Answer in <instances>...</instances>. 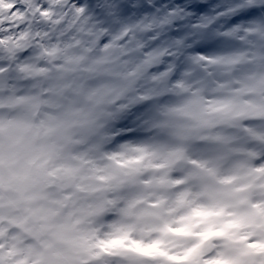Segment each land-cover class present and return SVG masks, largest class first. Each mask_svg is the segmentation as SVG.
I'll return each mask as SVG.
<instances>
[{
	"label": "snow or ice",
	"instance_id": "1",
	"mask_svg": "<svg viewBox=\"0 0 264 264\" xmlns=\"http://www.w3.org/2000/svg\"><path fill=\"white\" fill-rule=\"evenodd\" d=\"M206 2L65 0L64 20L48 30L36 19L47 0H32L33 12L25 0H0V15L6 7L35 25L27 43L0 58V80L15 72L20 85H31L0 87V97L10 93L8 108L21 113L6 117L0 105V183L7 167L10 183H29L24 199L33 205L20 232L0 239V264H111V257L117 264H264V196L240 191L243 181L230 177L243 169L222 165L238 136H250L258 152L249 155L264 162V99L242 118L234 94L243 85L264 96V18L240 22L245 11L264 10V0L201 11ZM254 37L253 52L200 47ZM248 56L259 72L241 77ZM173 97L179 100L169 103ZM158 130L169 139H130ZM25 140L28 156L16 169V145ZM88 157L112 161L100 172L101 195L65 216L67 189L46 191L49 169L75 182ZM92 217L115 219L75 235Z\"/></svg>",
	"mask_w": 264,
	"mask_h": 264
},
{
	"label": "flooded vegetation",
	"instance_id": "2",
	"mask_svg": "<svg viewBox=\"0 0 264 264\" xmlns=\"http://www.w3.org/2000/svg\"><path fill=\"white\" fill-rule=\"evenodd\" d=\"M23 142L24 141H21L16 145V169L22 168L28 156H25V154H28L30 145H23ZM86 162L87 161L81 162L82 172L75 179V182H73L68 173L63 172L62 170L58 172L52 168L49 169V171L53 173L51 180L52 183L49 184V186L52 185V188H46V191L56 192L59 191L61 187L67 189L64 194L68 197L69 207L62 210L65 216L73 213L75 207H78L80 204H91L95 202V200L101 195L97 190V186L105 184L102 180L103 176L100 174L101 171L90 170L87 167ZM3 177V183H0V239H8L10 235L20 232L21 227L26 220H31L33 218L31 211L33 205L26 200H22L20 197V192L22 190H29L30 192V185L22 184L21 180L23 178L18 177L13 179L10 183L7 167L3 169ZM73 191L79 193V197L76 200H73ZM103 220L104 218H89L75 226L74 234L78 235L81 232L93 233L101 231L103 229ZM55 239L59 246L67 247L62 237H55ZM168 242L171 243L170 241H167L166 246ZM110 259L111 264H117L119 258L111 257Z\"/></svg>",
	"mask_w": 264,
	"mask_h": 264
},
{
	"label": "rangeland",
	"instance_id": "3",
	"mask_svg": "<svg viewBox=\"0 0 264 264\" xmlns=\"http://www.w3.org/2000/svg\"><path fill=\"white\" fill-rule=\"evenodd\" d=\"M2 11H3V15H0V23L5 24L4 22H1V21L2 20L7 21V18L11 17V15L8 14L6 7H4ZM12 15H15V13ZM9 26H10L9 24L5 25V29L6 30L8 29V32L6 33V39L8 36L12 38V33L11 31H9ZM4 49L5 47L2 48L3 55H0L1 58H5ZM246 61L248 65L247 67L244 66L242 68V71L239 73L240 76L245 77V76L257 75L259 72V69H258V66L253 65V63H255L254 58L250 56L249 60H246ZM247 63H244L242 65H246ZM222 79H224V77H222ZM1 82L2 81H0V83ZM1 86L6 87L7 80L4 81L1 84ZM234 94L240 97L242 111L244 114L242 118H245L250 115H254L258 109V102L264 99V96L261 95V92L259 89L252 88V87H244L243 85H241L240 90L235 92ZM8 95H10V93L0 97V105H3L4 115L6 117H18L19 115H21L20 112H13L12 109L8 108V104H9V101L7 98ZM250 123H253V122L250 121ZM253 127H254V130H257V134H258L259 123L258 122L253 123ZM76 131H79V130L77 129ZM228 131L234 132L235 130L229 129ZM149 135L155 136V138L159 141H167L169 139L166 132L159 131V130L151 134H146V135H142L139 137H132L130 139L133 141L144 140V139H148ZM23 145H30V144L28 141H24ZM208 147L209 146L207 145L201 146L202 149L208 148ZM230 147L233 149V151L227 153L226 159L222 161L223 167L225 169H234V168L243 169V171H241L239 176H231L230 180L240 179L243 181L242 183L239 184L240 191L252 192V193H255L257 196H264V162L259 161V160H254L253 157L249 155V152H251L252 150H257L258 152V146L256 144L251 143L250 136L249 137H239L238 136ZM115 150H116L115 145L107 148V151L109 152H112ZM199 150L200 149H197V151ZM27 155L28 154L26 153L25 156ZM85 161H87L86 162L87 167L92 171H101L108 163H112V161L100 160L97 157H88ZM115 163L117 164V166H122V162L120 161H116ZM59 167L60 166L57 165V169H59ZM256 178H259V181L257 183H254V180ZM102 180L105 183L104 177ZM260 202H264V201H260ZM112 219H115V217L104 218L103 228L107 224L111 223ZM13 235L14 234L10 235L8 237V240H11ZM172 244L174 247L175 245L173 242Z\"/></svg>",
	"mask_w": 264,
	"mask_h": 264
},
{
	"label": "trees",
	"instance_id": "4",
	"mask_svg": "<svg viewBox=\"0 0 264 264\" xmlns=\"http://www.w3.org/2000/svg\"><path fill=\"white\" fill-rule=\"evenodd\" d=\"M26 3L29 4V11H38L39 6L32 5V0H25ZM48 2V7L47 9L43 12L40 13L36 19H38L41 24L40 27L41 29H48L51 30L52 28L56 27V24L51 23V21H61L64 20V13H65V7L64 3L65 0H47ZM238 2V0H207L206 4H204L201 7V11L207 12L209 8L213 4H220L221 7H227L234 5ZM262 18H264V10H256V11H245V13L242 15L240 18V22L247 23L248 21H259ZM25 19H27L29 22L32 21L33 17L29 15L28 17H23L21 15L15 14L11 15V17L7 18L6 20H2L1 22H4L5 24L0 23V55H3L2 48L5 47L4 49V55L5 59L10 57L11 54L15 51L18 50V46H21L25 43H27L28 38L32 37L35 35V25H33L32 29L28 28V25L25 24ZM67 19L69 21L73 20V16H68ZM9 24V31L12 33V38L10 36L7 37L6 39V33L8 32V29H5V25ZM23 25L24 27L22 29H17V25ZM259 37H254L252 41H245L243 43L239 42L237 39H233L232 41H220V42H215V41H204L200 45V47H206L207 45H213L215 48H218V51L224 54H229L231 52L235 51H246V52H253L255 49H253L250 44L252 42H255L258 40ZM7 42V43H6ZM55 43V41H53ZM211 50V49H209ZM249 57H246V60H249ZM1 58V56H0ZM247 63V61L245 62ZM244 64V63H243ZM248 63L246 65H240V68L242 69L244 66L247 67ZM253 65L258 66V63L255 62ZM13 75L6 76L4 79L0 80L2 81L1 84L4 81H12V83L16 84L18 87H24V88H29L31 85H20L19 82L17 81V73L13 72ZM238 75H240L238 73ZM179 100L178 98H172L169 103H174ZM166 247H173L172 242L167 243Z\"/></svg>",
	"mask_w": 264,
	"mask_h": 264
},
{
	"label": "water",
	"instance_id": "5",
	"mask_svg": "<svg viewBox=\"0 0 264 264\" xmlns=\"http://www.w3.org/2000/svg\"><path fill=\"white\" fill-rule=\"evenodd\" d=\"M49 179H50V181L52 180V176L51 177H49ZM259 181V178H256L255 180H254V183H257ZM21 182H22V184H24V185H26V184H28L29 185V183L27 182V181H25L24 179H22L21 180ZM49 188H52V185H48L47 186V189H49ZM29 193V190H22L21 192H20V197L22 198V200H25L24 199V197H26V195ZM18 198V197H17Z\"/></svg>",
	"mask_w": 264,
	"mask_h": 264
}]
</instances>
